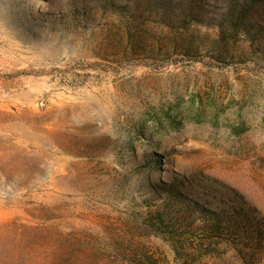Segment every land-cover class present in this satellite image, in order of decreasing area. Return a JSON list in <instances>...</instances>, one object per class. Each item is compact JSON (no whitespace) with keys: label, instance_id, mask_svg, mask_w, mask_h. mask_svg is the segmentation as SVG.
<instances>
[{"label":"rangeland","instance_id":"rangeland-1","mask_svg":"<svg viewBox=\"0 0 264 264\" xmlns=\"http://www.w3.org/2000/svg\"><path fill=\"white\" fill-rule=\"evenodd\" d=\"M155 1L0 0V264H245L194 201L264 217V37L221 51ZM119 5L149 52L115 48Z\"/></svg>","mask_w":264,"mask_h":264},{"label":"trees","instance_id":"trees-1","mask_svg":"<svg viewBox=\"0 0 264 264\" xmlns=\"http://www.w3.org/2000/svg\"><path fill=\"white\" fill-rule=\"evenodd\" d=\"M113 3L116 6L118 5L115 1H113ZM155 4H161L162 6L156 5V7H152V13H159L160 9H163L162 15L165 11L172 9L170 5L174 3L171 0H160V2L155 1ZM138 5L139 4L135 6ZM207 5L208 3L206 0H178L174 10H178L181 13L180 20H182L183 25L187 28L195 23L201 26L206 25L215 28L218 34L217 42L221 47V51L223 49L225 52H228L225 46L230 42H239L242 37L248 38V41H250L253 46H255L256 40H259L261 37L260 35L264 37V0H224L221 6V13L209 19L206 17L207 15H205L207 12ZM119 6L128 11L131 10L128 5ZM148 7H150V5H148ZM138 16V11H129L128 20L126 21V19L122 17L121 21L117 23L120 29L115 33H111V37H113V41L115 42V48H121L123 54L150 51L147 44L144 43V40L138 37V31L132 24V18L134 19V17L137 18ZM169 188L171 190L169 195L171 202H173V200H178L179 196L183 194L180 187L171 185ZM177 188L178 190H176ZM194 202L196 212H199L202 216V220L205 221L203 228L217 235L221 234L220 231H227L230 237L242 241V245L236 243L235 248L245 264H253L247 252L260 241L262 254L257 258L256 263H254L258 264L264 256V217L258 215L259 210L255 206L248 204L246 201V203L244 202L239 205L234 204L229 209L225 208L221 210L218 209V207L216 208L212 205L208 206L200 201ZM169 208L173 210L172 213H167L165 210L154 212L155 216L152 217L154 220L153 224L159 226V228L167 226L171 228H181L184 231L190 228V231L192 225H188V222L190 220L189 215L192 216V214L186 210H182L177 217H175L176 212L171 206H169ZM175 221L179 224H174ZM38 229L45 228L35 227L37 233L42 232ZM37 238L38 237L35 236V250L40 246Z\"/></svg>","mask_w":264,"mask_h":264}]
</instances>
